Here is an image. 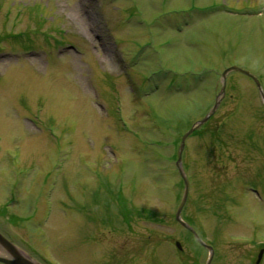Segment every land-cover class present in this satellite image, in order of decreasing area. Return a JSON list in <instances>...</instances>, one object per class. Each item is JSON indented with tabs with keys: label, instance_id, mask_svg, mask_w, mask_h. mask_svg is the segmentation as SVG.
Returning <instances> with one entry per match:
<instances>
[{
	"label": "rangeland",
	"instance_id": "1",
	"mask_svg": "<svg viewBox=\"0 0 264 264\" xmlns=\"http://www.w3.org/2000/svg\"><path fill=\"white\" fill-rule=\"evenodd\" d=\"M230 66L264 93V0H0V232L39 264H252L264 106L239 71L181 154L199 239L175 219L180 137Z\"/></svg>",
	"mask_w": 264,
	"mask_h": 264
},
{
	"label": "water",
	"instance_id": "2",
	"mask_svg": "<svg viewBox=\"0 0 264 264\" xmlns=\"http://www.w3.org/2000/svg\"><path fill=\"white\" fill-rule=\"evenodd\" d=\"M230 71H239L249 77H251V79L255 82V85L258 89L259 95L262 99V103L264 104V93L262 91L261 85L258 81V79L256 77H254L252 74H250L247 70L242 69L240 67H236V66H230L227 67L226 69H224L221 72V86H220V91L219 93L216 95L215 101L213 103V105L211 106V108L208 110V112L198 121H196V123H194L182 136L180 139V144L177 150V161H176V165L179 171V174L183 180V193H182V197L181 200L179 202V205L176 209L175 212V218L178 220V222H180L184 227H186L189 231H191L193 233V235L199 239V236L196 234L195 230L189 226L187 223H185L181 217H180V212L182 209V206L186 200V196L188 193V181L187 178L183 172L182 166H181V152L182 149L184 147V142L186 137L198 126H200L203 122H205L215 111L219 101H220V96L223 94L224 92V86H225V76L228 72ZM177 247H180L179 243L176 242L175 243ZM210 250L211 248L209 246H207ZM23 251H21L14 243H12L10 240H8L6 237H4L1 233H0V262L4 263V264H39L36 261H34L31 257H29L30 259H32L35 263H33L32 261L28 260V258L24 257V255H22ZM262 251H260L259 253V257L261 255Z\"/></svg>",
	"mask_w": 264,
	"mask_h": 264
},
{
	"label": "flooded vegetation",
	"instance_id": "3",
	"mask_svg": "<svg viewBox=\"0 0 264 264\" xmlns=\"http://www.w3.org/2000/svg\"><path fill=\"white\" fill-rule=\"evenodd\" d=\"M176 251L179 252V253L182 252V247H181V248H177ZM206 251H207V250H206ZM260 251H262V253H261L260 257H259V253H260ZM263 253H264V245H262V247H260V248L258 249L257 254H256V257H255V259L253 260L252 264H260ZM180 254H181V253H180ZM207 255H208V251H207ZM208 257H209V255L207 256L206 261L208 260ZM119 260H120V259H119ZM184 260H185V259H184ZM124 261H125V260H124ZM185 261H188V260H185ZM206 261H205V263H206ZM210 261H211V260H210ZM205 263H204V264H205Z\"/></svg>",
	"mask_w": 264,
	"mask_h": 264
},
{
	"label": "bare ground",
	"instance_id": "4",
	"mask_svg": "<svg viewBox=\"0 0 264 264\" xmlns=\"http://www.w3.org/2000/svg\"><path fill=\"white\" fill-rule=\"evenodd\" d=\"M22 255H24V257H26V258H28V260H30V261H32L33 263H35L32 259H30L29 257H28V255H26L25 253H22ZM36 264V263H35Z\"/></svg>",
	"mask_w": 264,
	"mask_h": 264
},
{
	"label": "trees",
	"instance_id": "5",
	"mask_svg": "<svg viewBox=\"0 0 264 264\" xmlns=\"http://www.w3.org/2000/svg\"><path fill=\"white\" fill-rule=\"evenodd\" d=\"M199 131L201 132L202 130H200V129L194 130V131H193V134H198ZM181 182H182V181H181ZM180 184H181V183H180Z\"/></svg>",
	"mask_w": 264,
	"mask_h": 264
}]
</instances>
